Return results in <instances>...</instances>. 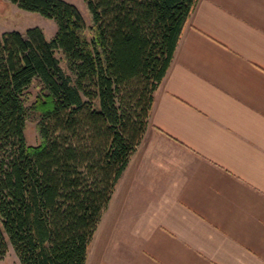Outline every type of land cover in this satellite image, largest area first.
I'll list each match as a JSON object with an SVG mask.
<instances>
[{"label":"trees","instance_id":"16d2710c","mask_svg":"<svg viewBox=\"0 0 264 264\" xmlns=\"http://www.w3.org/2000/svg\"><path fill=\"white\" fill-rule=\"evenodd\" d=\"M8 1L57 32L0 37V259L12 246L21 264H85L199 0H83L89 27L65 0Z\"/></svg>","mask_w":264,"mask_h":264},{"label":"crops","instance_id":"0c3cea01","mask_svg":"<svg viewBox=\"0 0 264 264\" xmlns=\"http://www.w3.org/2000/svg\"><path fill=\"white\" fill-rule=\"evenodd\" d=\"M154 99L85 264H264V0H199Z\"/></svg>","mask_w":264,"mask_h":264},{"label":"rangeland","instance_id":"374dc122","mask_svg":"<svg viewBox=\"0 0 264 264\" xmlns=\"http://www.w3.org/2000/svg\"><path fill=\"white\" fill-rule=\"evenodd\" d=\"M68 3L75 5L81 12L86 25L89 27L91 24L90 15L86 9L83 0H65ZM41 28L47 38L51 41L56 32L57 26L53 20L46 19L39 14L24 12L10 3L8 0H0V37L6 32H26L30 28ZM57 57L61 60L62 68L67 71L66 63L63 61L61 53L57 52ZM40 88L34 84L28 92V106L36 102L40 94ZM146 134V133H145ZM27 144L35 147L41 144V139L37 130V120L30 119L27 122L25 131ZM145 137V135H144ZM143 137V138H144ZM0 264H21L12 246H9L7 255L0 259Z\"/></svg>","mask_w":264,"mask_h":264}]
</instances>
